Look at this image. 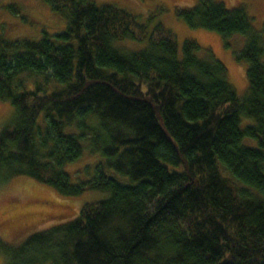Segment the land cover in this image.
Listing matches in <instances>:
<instances>
[{
    "label": "trees",
    "instance_id": "16d2710c",
    "mask_svg": "<svg viewBox=\"0 0 264 264\" xmlns=\"http://www.w3.org/2000/svg\"><path fill=\"white\" fill-rule=\"evenodd\" d=\"M42 1L66 20L62 32L0 33V99L14 109L0 131V188L24 176L63 196L107 195L30 234L3 264H264V24L255 30L244 7L219 0L175 9L189 28L243 36L238 99L224 65L210 51L199 57L194 39L179 56L161 23L149 30L108 3ZM0 9L33 22L17 4ZM124 40L145 45L128 50ZM83 142L100 160L92 178L71 184L63 167Z\"/></svg>",
    "mask_w": 264,
    "mask_h": 264
},
{
    "label": "rangeland",
    "instance_id": "374dc122",
    "mask_svg": "<svg viewBox=\"0 0 264 264\" xmlns=\"http://www.w3.org/2000/svg\"><path fill=\"white\" fill-rule=\"evenodd\" d=\"M96 3H108L135 15L137 21L147 24L149 30L154 24L161 23L169 30L177 41V51L181 55L182 42L191 38L199 45L197 52L202 57L210 51L220 61L226 71L227 79L233 87L238 99L244 96L247 88L246 63L236 61L235 53L244 44L243 36L235 34L227 39L215 32L203 29L189 28L175 14L176 8H188L195 5L196 0H91ZM226 8L242 6L252 17V25L260 31L264 24V0H219ZM0 3H14L33 19L32 23L22 22L19 17L1 12L0 33L6 38L14 39L26 37L39 39L45 34L53 35L62 32L66 20L54 13L49 4L42 0H0ZM119 44L128 50H139L145 43L124 40ZM264 62V55L262 57ZM14 109L6 101L0 99V131L11 123ZM252 121L241 118V127ZM242 143L249 147H256L253 139L245 138ZM81 157L66 164L63 170L69 175L71 184L89 180L95 174L93 164L100 157L90 154L85 142L82 143ZM91 164V165H90ZM87 169H84L85 166ZM123 183L127 179L112 171H106ZM105 192H84L80 196H63L54 188L42 184L29 177H17L9 180L0 188V264L4 262L7 250L21 244L30 234L45 230L53 225L69 221L78 215L83 203L97 201L106 197Z\"/></svg>",
    "mask_w": 264,
    "mask_h": 264
}]
</instances>
